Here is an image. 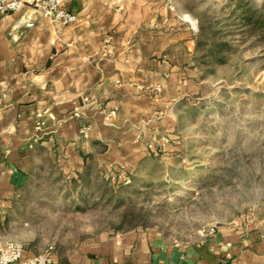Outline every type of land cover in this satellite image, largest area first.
I'll return each instance as SVG.
<instances>
[{
  "label": "crops",
  "instance_id": "1",
  "mask_svg": "<svg viewBox=\"0 0 264 264\" xmlns=\"http://www.w3.org/2000/svg\"><path fill=\"white\" fill-rule=\"evenodd\" d=\"M22 1L0 16V220L46 162L71 178L139 170L145 141L172 135L200 74L186 0H64L69 24ZM54 264H264V249L231 229L192 245L139 230Z\"/></svg>",
  "mask_w": 264,
  "mask_h": 264
},
{
  "label": "rangeland",
  "instance_id": "2",
  "mask_svg": "<svg viewBox=\"0 0 264 264\" xmlns=\"http://www.w3.org/2000/svg\"><path fill=\"white\" fill-rule=\"evenodd\" d=\"M237 3L184 2L199 39L194 63L200 74L191 96L175 108L172 135L145 141L139 170L92 167L71 178L46 162L34 187L0 220V238L67 258L106 236L140 230L168 244L192 245L224 228L248 235L263 250L264 45L239 22ZM214 42L230 50L212 52Z\"/></svg>",
  "mask_w": 264,
  "mask_h": 264
},
{
  "label": "built area",
  "instance_id": "3",
  "mask_svg": "<svg viewBox=\"0 0 264 264\" xmlns=\"http://www.w3.org/2000/svg\"><path fill=\"white\" fill-rule=\"evenodd\" d=\"M63 2L64 0H37L32 6L44 17L63 24L72 23L76 17L63 8ZM23 6L22 0H0V16L17 13ZM54 255L52 250H48L42 254L26 257L25 247L22 245L0 243V264H54Z\"/></svg>",
  "mask_w": 264,
  "mask_h": 264
},
{
  "label": "trees",
  "instance_id": "4",
  "mask_svg": "<svg viewBox=\"0 0 264 264\" xmlns=\"http://www.w3.org/2000/svg\"><path fill=\"white\" fill-rule=\"evenodd\" d=\"M236 1L238 3L234 11L236 14H240L239 22L241 25H244L249 29L247 34L249 37L254 38L256 44L264 45V5L248 7L247 5H244V0ZM200 33H202V28ZM198 41L199 39L197 42ZM228 50H230V45L228 43L216 44V42L213 43L211 49L212 52ZM212 62L215 64H224L225 60L218 57H212Z\"/></svg>",
  "mask_w": 264,
  "mask_h": 264
}]
</instances>
